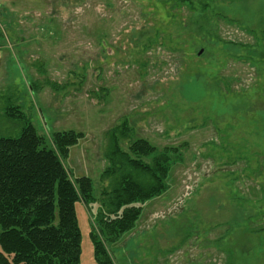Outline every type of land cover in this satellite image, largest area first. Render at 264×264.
I'll return each mask as SVG.
<instances>
[{"label": "rangeland", "instance_id": "374dc122", "mask_svg": "<svg viewBox=\"0 0 264 264\" xmlns=\"http://www.w3.org/2000/svg\"><path fill=\"white\" fill-rule=\"evenodd\" d=\"M168 1L0 0V136L83 132L66 165L92 178L93 210L113 183L112 129L126 124L123 151L177 147L167 188L108 244L113 264H264V0ZM76 207L81 264H97L96 219Z\"/></svg>", "mask_w": 264, "mask_h": 264}, {"label": "trees", "instance_id": "16d2710c", "mask_svg": "<svg viewBox=\"0 0 264 264\" xmlns=\"http://www.w3.org/2000/svg\"><path fill=\"white\" fill-rule=\"evenodd\" d=\"M169 5L172 9L186 5L195 11L208 9L210 2L172 0ZM210 34L207 37L212 41L217 39ZM5 110L8 119L24 118L18 106ZM121 133L126 135V124L110 131L107 157L112 166L102 175L113 177V183L96 210L92 208L96 202L92 178L74 177L66 165L83 132H54L49 145L27 122L19 135L0 136V264H81L83 232L76 207L81 201L96 219L97 227L92 224L88 231L95 262L113 264L108 244L134 226L145 201L167 188V175L174 160L180 159L177 147L158 151L147 139H138L130 152L123 151ZM150 155L152 161L145 162L143 157ZM260 237L263 244L264 236Z\"/></svg>", "mask_w": 264, "mask_h": 264}, {"label": "water", "instance_id": "95a60500", "mask_svg": "<svg viewBox=\"0 0 264 264\" xmlns=\"http://www.w3.org/2000/svg\"><path fill=\"white\" fill-rule=\"evenodd\" d=\"M203 52V50H201L200 52H199V54H201Z\"/></svg>", "mask_w": 264, "mask_h": 264}]
</instances>
